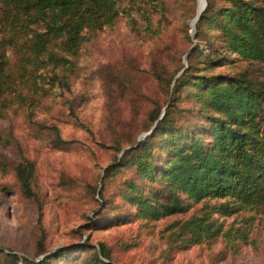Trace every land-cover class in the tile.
I'll return each mask as SVG.
<instances>
[{
    "label": "rangeland",
    "instance_id": "obj_1",
    "mask_svg": "<svg viewBox=\"0 0 264 264\" xmlns=\"http://www.w3.org/2000/svg\"><path fill=\"white\" fill-rule=\"evenodd\" d=\"M197 5L149 2L150 26L137 8L121 12L112 24L87 31L75 50L57 43L55 58L43 56L38 64L7 50L11 82L0 92V264H24L8 252L34 257L42 230L47 251L72 245L48 264H103L93 255L99 243L114 264H264V204L232 202L231 210L217 212L220 227L213 237L188 241L181 224L203 215L202 200L159 218H117L131 210L119 189L135 172L124 165L104 176L121 155L116 142L149 131V112L167 99L169 75L185 63ZM200 46L208 49L205 42ZM246 68L251 70L240 60L219 70ZM255 69L264 73L261 64ZM17 145L34 162L41 211L15 177Z\"/></svg>",
    "mask_w": 264,
    "mask_h": 264
},
{
    "label": "trees",
    "instance_id": "obj_2",
    "mask_svg": "<svg viewBox=\"0 0 264 264\" xmlns=\"http://www.w3.org/2000/svg\"><path fill=\"white\" fill-rule=\"evenodd\" d=\"M154 1L0 0V92L11 82L9 48L36 64L43 56L53 60L57 43L75 50L87 31L112 24L121 12L131 14L132 8L143 12L150 26L153 20L147 4ZM189 33L187 62L169 75L167 99L149 112V132L117 141L115 150L121 155L104 168V176L124 165L135 172L119 189L131 210L117 218L131 214L159 218L189 210L193 202L202 200L203 215L187 218L181 224L186 229L180 231L188 241L202 242L214 236L220 227L217 212L231 210L232 202L264 204V73L255 69L258 64L264 66V0H206L195 21V33L191 34V22ZM198 52L203 53L200 67L195 66ZM240 60L251 70H219ZM154 71L164 80L161 69ZM54 130L58 133L57 127ZM17 148L21 159L13 166L15 177L24 195L41 211L33 183L34 162ZM211 199L215 201L209 203ZM43 239L42 230L32 258L8 255L24 264H48L72 247L47 251ZM93 255L97 262L114 264L103 243Z\"/></svg>",
    "mask_w": 264,
    "mask_h": 264
},
{
    "label": "water",
    "instance_id": "obj_3",
    "mask_svg": "<svg viewBox=\"0 0 264 264\" xmlns=\"http://www.w3.org/2000/svg\"><path fill=\"white\" fill-rule=\"evenodd\" d=\"M205 5H206V0H203V4H202V6H201L200 8H199V7L197 8L196 15H195L194 18L192 19V26H191V34H192V35L195 33V21H196V19L199 17L200 12H201L202 9L205 7ZM186 57H187V53L184 55V62H185V63H186ZM181 71H182V69H181L177 74H180ZM163 112H164V109L162 110L161 115L163 114ZM148 132H149V131H146V132L142 133L140 137L144 136V135L147 134ZM140 137H139V138H140ZM120 153H121V152H120ZM120 153H119V154H120Z\"/></svg>",
    "mask_w": 264,
    "mask_h": 264
},
{
    "label": "bare ground",
    "instance_id": "obj_4",
    "mask_svg": "<svg viewBox=\"0 0 264 264\" xmlns=\"http://www.w3.org/2000/svg\"><path fill=\"white\" fill-rule=\"evenodd\" d=\"M197 1H198V5H199V6H197V8L198 7L200 8L203 4V0H197ZM191 26H192V21H191Z\"/></svg>",
    "mask_w": 264,
    "mask_h": 264
}]
</instances>
